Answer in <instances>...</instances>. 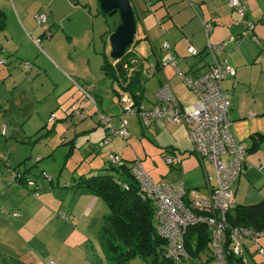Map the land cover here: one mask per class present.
Here are the masks:
<instances>
[{"label":"rangeland","instance_id":"1","mask_svg":"<svg viewBox=\"0 0 264 264\" xmlns=\"http://www.w3.org/2000/svg\"><path fill=\"white\" fill-rule=\"evenodd\" d=\"M40 1L22 0L20 4L27 10L29 6L37 7ZM80 1L89 6L94 13L97 6L88 3L87 0ZM11 2L12 0H0V5L6 9L8 5L11 7ZM44 10L46 9L42 11L46 13ZM6 15L11 31L17 35L19 31L7 10ZM70 15L69 21L72 27H84L86 18L81 11L71 10ZM33 16L34 27V24L36 26L38 24ZM92 16L97 17L94 28L101 29L100 33L95 34V41L89 37L90 30H78L81 39L70 46L65 41L66 30H57L61 28V22L58 23L59 27L53 30V36H50L51 40L47 44L46 40L50 39L48 38L50 32L47 31L39 37L37 32L26 28V35L30 31L31 37L35 40L40 39L41 43V47L38 48L27 36V42L22 46V52L29 56L25 57L29 59L25 61L30 63V68H24L20 64L18 67L10 55L7 56L5 53L7 56L5 57L0 54L1 60H9L5 66L3 65L4 68L0 69V264H31V262L46 264L48 260H53L55 264H110L104 256L99 240L102 216L107 212L102 200L99 201L86 227L75 226V221L70 225H64L65 221L55 218L57 213L52 214V211L50 214L49 209L53 204L55 206L60 204L62 192L67 189L66 185H70L81 173L97 174L107 167L106 154L110 151L119 154V151L126 147L125 153L133 157L132 159H140L143 169L153 179L166 175L174 184H180L178 171L174 169L180 162L177 161L175 164L167 162L164 158L167 155L164 153V148L175 144L176 139H182V142L186 138L190 140L186 128L167 121L158 125L154 123L143 126L136 114L124 111V94L119 99L110 85L111 81L106 79L103 81L102 73L99 74L103 55L105 54L108 60H112L109 57V34L103 29L114 27L119 19L118 14L112 16L92 14ZM236 19L238 20L237 15ZM139 31L141 34L144 32ZM157 31L161 42L165 30ZM0 38H4L3 33L0 34ZM146 41L148 40L140 42L146 45L148 51L149 48L152 51ZM140 42L134 45L137 52L142 45ZM92 45H95L98 53L92 52ZM151 53L153 59L154 54ZM60 56L62 59L59 58ZM65 58L76 62L75 65L67 63L69 61ZM36 65L41 67L37 68ZM64 65L66 67L70 65L75 71L74 74L69 73L70 75L77 76L81 70L82 75L78 77L81 79L85 77L84 79L88 81L87 84L82 83V86L87 88L91 84L92 91L100 96L99 106L91 107V113L94 112L96 121H99L98 125H95L96 130L84 132L79 116L72 112L88 103L85 102L80 88L75 86L76 81L72 83L64 76L62 70ZM76 80L82 82L79 78ZM157 83V74L145 80L142 107L147 108L155 99ZM179 87L181 88L180 85ZM92 96L97 106L96 98ZM189 97L191 98L190 95ZM77 100L79 106L72 107ZM51 112L55 114V121L49 118ZM101 116L106 117V124L103 122L104 117ZM123 123L127 125L129 136L126 139L112 137L106 142L103 128L108 125L110 131L111 128H120ZM39 135V141L33 143L34 138ZM74 136L75 139H79L78 136L82 137L78 142L75 141L72 152L66 156L70 146L67 141ZM86 136L90 140L87 142L91 145L89 148L80 146L81 140ZM102 140L105 145L98 152L97 147ZM93 145L95 150L92 149ZM244 157L246 158V155ZM177 158L180 159L179 156ZM27 168L29 172L26 173V178L32 180L34 184L30 185L28 182L23 185L12 181L14 175L23 174ZM207 169L209 173H213L208 163ZM191 170H193L192 166ZM43 171L49 176L45 178ZM50 176L51 180H49ZM31 188L36 190L34 192L38 193L37 196L30 192ZM236 206L237 203L234 207ZM23 208L27 212H24ZM12 213L19 215L15 216ZM246 263H248L247 258ZM128 264L148 263L142 258L135 257L129 260ZM172 264H188V262L178 259Z\"/></svg>","mask_w":264,"mask_h":264},{"label":"crops","instance_id":"2","mask_svg":"<svg viewBox=\"0 0 264 264\" xmlns=\"http://www.w3.org/2000/svg\"><path fill=\"white\" fill-rule=\"evenodd\" d=\"M87 2L97 6L94 13H92L89 6L81 3L80 0H41L37 7L30 8L29 6L27 10L20 4L22 0H12L10 3L11 7L8 5L6 9L0 5V9L4 11L6 22L5 28L0 32V34L3 33L4 37L0 38V54L3 56H5V53L7 56L10 55L14 64L19 67L20 61L29 60L25 58L29 56L21 50L24 42H27L26 28L37 32L39 37H42L47 31L50 32L48 37L50 39L46 40L47 44L51 40L50 36H53V30L59 27L58 23L60 22L61 28H57V30H66L64 36L69 46L76 40L81 39V34L78 30H90L89 37L92 38V41H95V34L100 33L101 30L94 28V22L97 17L92 16V14H100L98 1L87 0ZM132 3L136 20V33L130 51L140 58L139 62L137 60L136 62L142 68H155L152 77L157 74L158 83L156 87L158 88L160 82L167 81L175 98L182 107H190L197 100V97L183 86L173 67L166 63L168 53L162 47L161 42L166 41L173 55L178 58L176 63L178 70L190 76L201 74L212 62V56L205 50L207 43L212 45L225 43L222 50L216 54V57L220 61L226 59L228 64L235 70L234 75H227L222 81L223 90L227 93L230 101V129L234 137L238 141L243 142L247 148L242 173L233 186L234 196L237 205L241 206H250L262 201L264 199V0H244L246 6L245 18L248 22L253 23V33L256 39L245 36L241 39L232 40L230 37L241 33L243 28L239 25L234 11L228 5V0H192V2L190 0H133ZM43 9H46L44 10L47 15L46 25L36 26L34 24L33 27L32 15H35L38 11L41 12ZM6 10L11 15V19L15 22L19 31L17 35L11 31L12 29L8 25ZM71 10H79L84 14L86 18L84 27L76 28L71 26L72 23L69 21ZM203 23L211 24V30L208 35H205L203 31ZM116 24H114V27ZM7 26L8 30H6ZM114 27L103 30L106 33V30H112ZM139 30L144 32L141 34ZM157 30H165V35L163 33L161 42L158 39L160 35ZM141 40H148L146 42L151 46L152 51L150 48L148 51L147 47H145L146 45L140 42ZM138 42L142 44L139 52L135 51L134 47ZM39 44V47H41V43ZM34 46L36 45L34 44ZM188 46L195 48L197 54L190 55L187 52ZM92 49L93 53H98L95 45H92ZM3 50L4 52L2 53ZM151 52L154 54L153 59ZM59 58L62 59L61 56ZM65 60L68 59L65 58ZM68 61L67 63H73L71 65L76 63L71 60ZM8 62L9 60L7 59V62L3 65L5 66ZM3 65H0V69L4 68ZM36 66L37 68L41 67L40 65ZM70 67V65L67 67L64 65L62 69L67 79V76H71L80 85L88 83L84 79L85 77L82 79L78 77L82 75L81 70L77 76L72 75L75 71ZM69 73L72 74L70 75ZM100 73L101 69L99 66ZM77 78L82 82H78ZM94 94L98 101L97 106H99L100 96L98 93ZM155 101L154 99L150 102L147 108L151 107ZM74 106H79L78 100L73 103L72 107ZM94 115L81 120L80 125L84 128V132L97 129L95 125L97 126L98 124ZM163 122L165 121L154 119L150 125L154 123L158 125ZM177 125L180 127L183 124ZM80 137L82 136H78L79 139H75V141L78 142L81 139ZM81 141L82 144L80 143V146L83 148L91 146L87 144V142H90L87 136ZM252 142H257L256 148L248 151ZM125 148L119 151V154L126 159L133 158L125 153ZM165 148L167 149L164 151L165 154L170 156L177 154L180 158L179 165H176L174 169L178 171L177 176L180 177L182 186L185 189L196 188L200 196H208L209 191L216 185L214 167L208 160L199 158L193 152L191 140L186 138L182 142V139H176L175 144H170L165 146ZM92 149L95 150L94 145ZM97 151L100 152V150ZM207 163L210 164L213 173H209ZM191 166L194 173H192L193 170L190 171ZM147 174L149 175V173ZM159 179L173 183V181L167 179L166 175L161 176ZM66 187V190L61 191L63 197H60V204L57 206L53 204L49 207L50 214L52 211V214L54 212L55 214L57 213L55 218L65 221L64 225H70L71 222L75 221V226L86 227L94 215L100 200L95 196L82 194L73 187H68V185ZM63 203L65 205H62ZM23 211L27 212L25 208H23ZM61 215H65L67 219H63ZM258 247L264 249V236L260 237L257 242L246 243L244 255L247 258V264H264V253L256 252ZM31 264L36 263L31 262Z\"/></svg>","mask_w":264,"mask_h":264},{"label":"built area","instance_id":"3","mask_svg":"<svg viewBox=\"0 0 264 264\" xmlns=\"http://www.w3.org/2000/svg\"><path fill=\"white\" fill-rule=\"evenodd\" d=\"M228 5L237 15L238 23L243 28L241 33L231 36L230 39H241L245 36L256 39L253 23L245 18L244 0H228ZM34 18L38 26L47 23V15L43 11L37 12ZM202 27L205 35H208L211 24L203 23ZM27 36L37 47L40 46V39L35 40L30 33H27ZM224 44V42L216 45L207 43L205 50L212 56V62L201 74L190 76L178 70L176 66L178 58L173 55L168 43L164 41L162 47L168 53L166 63L173 67L178 78L196 95L197 100L190 107L180 106L171 87L165 81L156 92L157 105L147 109L140 106V122L144 125L155 118H165L183 124L187 128L193 152L199 158L207 159L215 171L216 185L209 191L208 196L202 197L196 188L185 189L181 183L176 185L163 179L153 180L143 170L139 159H135L132 164L131 171L138 182L140 193L154 202L156 232L165 240V255L172 260L189 258L183 237L189 225L201 223L207 227L211 259L203 264H227V252H231L243 264H247L244 255L246 243L257 242L264 236V229L229 226L226 219L227 212L236 205L233 186L241 175L246 145L238 141L230 129V101L223 90L222 80L227 75H234L235 70L226 59L221 61L216 59V54L222 50ZM187 52L190 55L197 54L192 46L187 47ZM21 66L28 68L29 63L23 61ZM144 72L149 76L153 69L147 68ZM68 79L72 83L75 82L71 77ZM74 84L80 88L85 102L95 106L91 98L93 97L91 86L85 88L77 82ZM123 102L125 112L132 113L133 106L128 95H123ZM101 117H104L103 122L107 123L106 117ZM125 125L126 123H123L120 128L110 130L113 135L128 137ZM108 158L113 163L120 162L113 153H110ZM164 158L169 163L179 162L174 156ZM61 217L66 219L63 215ZM256 252L263 254L264 249L258 247ZM46 264H54V261L48 260Z\"/></svg>","mask_w":264,"mask_h":264},{"label":"trees","instance_id":"4","mask_svg":"<svg viewBox=\"0 0 264 264\" xmlns=\"http://www.w3.org/2000/svg\"><path fill=\"white\" fill-rule=\"evenodd\" d=\"M99 13L103 16H107V14L102 13L101 11H99ZM5 26V14L4 11L0 9V32L5 28ZM113 29L106 30V32L110 34ZM130 47L131 46L127 47L124 55L119 60L110 61L104 54L100 69L103 75L102 79L111 81V87L113 91H115V93L119 96V99H121L122 94L128 95V98L133 106L132 113L137 115L138 121L140 122V106L144 98V83L146 79L152 77L154 74L153 72H155V68H152L153 72L148 76L144 72L145 68H142L139 64H137L140 58L130 51ZM136 60L138 62H136ZM3 61L4 60L0 59V65H3L7 62ZM23 61H20V65ZM112 61L114 62L112 63ZM161 83L162 82L159 83L157 91ZM185 88L187 87L185 86ZM91 94L95 97L93 91ZM96 102L98 105L97 98ZM120 103H122V101H120ZM153 105H157L156 101ZM91 107L93 108V105L88 103L82 108L77 107L76 110L74 109L72 112L73 114L76 113L80 120H83L84 118L94 114V112L91 113ZM94 107L98 106L95 105ZM49 118L50 120L55 121V114L51 112ZM155 119L172 122L165 118ZM153 120L154 119H152L151 122ZM140 123L143 126L150 125V123L147 125L142 124V122ZM125 127L127 129V125H125ZM108 129V125L103 128L106 142L110 141L112 137H120L122 139L127 138L113 135L111 130L109 131ZM39 139L40 135L35 137L32 142H38ZM67 143L70 144V146L66 156H68L73 150L75 136L69 139ZM256 144L257 142H252L248 148V151L250 149L256 148ZM103 145H105L104 140L99 142L97 150H100ZM165 149L166 148H164V151ZM110 153L117 155L120 162H111L108 158ZM165 156L171 157L170 155ZM173 156L177 158V156ZM106 160L108 161V166L101 169V172L97 174L90 172L81 173L71 182L70 185H68V187H73L82 194L95 196L105 203L107 212L102 216V224L99 228V240L104 250V256L110 264H128V261L135 257L144 259L148 264H172L174 260L166 257L165 255V240L156 232L154 202L152 199L146 198L140 193L138 182L134 178V175L131 171V167L135 161V158L126 159L120 154L110 151L106 154ZM178 160L180 162V159ZM171 164H175V162ZM243 166L244 163L242 165V170ZM28 172L29 168H27L21 175L17 173V175L13 176L12 181H17L23 185H26L28 182L34 184L32 180L26 178V173ZM42 174L45 178L49 176L45 171H43ZM49 180H51V176ZM29 190L34 195L37 193L34 192L35 189L33 190V188ZM37 195L38 193L35 196ZM12 214L15 216L19 215L18 213ZM226 219L229 226H245L252 227L255 230H263L264 199L250 206L237 205L232 210L227 212ZM183 237L185 251L189 257L183 260L188 262V264H203V262L209 261L211 259L209 233L204 224L200 223L189 225L186 228ZM226 256L227 264H243L240 262L241 260L237 259L231 252H227Z\"/></svg>","mask_w":264,"mask_h":264},{"label":"water","instance_id":"5","mask_svg":"<svg viewBox=\"0 0 264 264\" xmlns=\"http://www.w3.org/2000/svg\"><path fill=\"white\" fill-rule=\"evenodd\" d=\"M99 11L112 16L118 14V23L109 34V57L119 60L131 46L136 33V21L132 8L133 0H97Z\"/></svg>","mask_w":264,"mask_h":264}]
</instances>
